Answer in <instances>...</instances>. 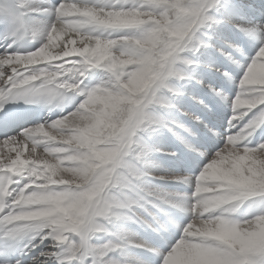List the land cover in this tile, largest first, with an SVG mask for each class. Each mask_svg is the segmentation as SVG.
Here are the masks:
<instances>
[{
	"label": "snow or ice",
	"instance_id": "1",
	"mask_svg": "<svg viewBox=\"0 0 264 264\" xmlns=\"http://www.w3.org/2000/svg\"><path fill=\"white\" fill-rule=\"evenodd\" d=\"M0 264H264V3L0 0Z\"/></svg>",
	"mask_w": 264,
	"mask_h": 264
},
{
	"label": "bare ground",
	"instance_id": "2",
	"mask_svg": "<svg viewBox=\"0 0 264 264\" xmlns=\"http://www.w3.org/2000/svg\"><path fill=\"white\" fill-rule=\"evenodd\" d=\"M234 92V91H233ZM232 92V93H233ZM235 93H233L232 95H234ZM235 96V95H234ZM220 109L222 110V111H226V112H228L230 115H231V111H230V109H228L226 106H224L222 103H221V105H220ZM169 140H170V144L171 145H167L166 143H161L160 144V141H159V147H163L164 148V151H171L170 149H168V146L169 147H171L172 149H173V151H176L177 152V157H179V154H180V152H181V147L179 146V145H177V144H175L172 140H171V138H169V139H167L166 141L169 143ZM164 142V141H163ZM156 144H157V142H156ZM158 145V144H157ZM160 156H163V155H161L160 153H158V158L160 157ZM172 159V158H171ZM153 166H154V168H153V173H154V175H156L155 173L156 172H158V171H156V169H158V168H162L161 166V162H159V161H157V156H156V161H154V162H150ZM165 168V167H164ZM166 169V168H165ZM168 170V169H167Z\"/></svg>",
	"mask_w": 264,
	"mask_h": 264
},
{
	"label": "rangeland",
	"instance_id": "3",
	"mask_svg": "<svg viewBox=\"0 0 264 264\" xmlns=\"http://www.w3.org/2000/svg\"><path fill=\"white\" fill-rule=\"evenodd\" d=\"M260 2L264 3V0H260ZM217 60H218L219 62H221V63H226V62L223 61V58H221V57H217ZM232 67H235V66H232ZM236 72H237L236 79H237V81H238V80L241 78L242 73L240 72L239 69H237ZM237 89H238V85H231V86H230V91H231V92L234 91L233 93H235V94H236V92H237ZM233 93H232V94H233ZM235 94H234V95H235ZM234 95L232 96L233 99L235 98ZM228 109H229V108H228ZM230 111H231V110H230ZM161 143H166L167 145H168V144L171 145V144H170V140H169V143H168L167 141L160 142V144H161ZM157 144H158L157 146H159V141H157ZM168 149H170L171 151H173V149H172L171 147H169V146H168ZM156 156H157V161H159L158 153H155V154H153V155L150 157V162H154V161H156ZM159 162H160V161H159ZM161 165H162L161 167L164 168V166H163L162 163H161ZM164 169H165V168H164ZM166 169H167V168H166ZM168 171L171 172L169 169H168ZM155 174H156V175H159V174H161V173H160V172H156Z\"/></svg>",
	"mask_w": 264,
	"mask_h": 264
}]
</instances>
